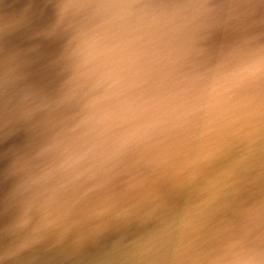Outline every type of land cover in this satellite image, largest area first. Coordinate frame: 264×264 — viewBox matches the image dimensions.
<instances>
[{"label":"bare ground","instance_id":"1","mask_svg":"<svg viewBox=\"0 0 264 264\" xmlns=\"http://www.w3.org/2000/svg\"><path fill=\"white\" fill-rule=\"evenodd\" d=\"M185 1L150 0L156 6V11L161 13L158 18L148 19L150 26L145 28L138 24L140 20L131 18V13L138 11L136 8L131 9L135 5L121 6L119 0H0V136L12 127L18 128L20 132L29 131L36 144L30 151L38 154L40 166H47L49 177L44 180L41 193L34 196L30 194L25 200L24 197L17 200L21 202H14L18 198L14 191L3 187L4 190L0 192V221L8 223L4 225V231H0V236L15 232L11 228L14 227L13 223L19 212L11 209V206L23 202L24 205L33 204L25 208L37 207L33 213L20 212L21 224L16 227L25 235L46 227L66 229L62 235L44 241L45 245L54 247L50 252L44 253L43 248L42 252L39 249L38 252L35 251L40 247V244L33 243L41 239L37 235L22 247V259L4 264H73L74 256L81 250H84L86 258L103 257L107 262L113 259L115 245L123 246L128 240L127 236L136 231L137 226L152 227L159 210L158 202L157 205L143 208L139 216H136L137 212L130 213V220H112L117 214L123 213L120 209L129 205L131 207L127 201L131 197L130 190L124 195L122 189L142 184L143 177L139 168L134 165L135 161L145 156L144 159L149 162L151 152L161 153L169 147L173 148L169 154H173L174 143L183 137L179 135L181 131L189 139L192 132L203 129L204 143L209 147L214 144L218 149L233 148V154L220 160L216 166L217 169L224 170L228 180H231L234 168L244 165L240 159L255 157V162L263 170H259L261 173L251 170L246 178L252 176L249 179L250 187L260 185L259 188H264V72L252 75L248 71L254 61H264V42L259 41L263 36L250 37L256 41L249 42V45L229 47L224 51L212 50L200 58L196 48L186 51L197 58L188 57L184 51L175 53L169 47H162L169 42L165 29L170 23L175 24L177 15L174 13L177 10L182 11L184 8V11H189V4L193 0L186 3L187 7H183ZM228 1L235 4L231 7L236 13L249 8V17H245L249 19V28L264 34V26L260 25L264 24V6L254 7L252 0ZM164 8L167 10L162 11ZM195 14L183 15V20H199V14ZM208 24L221 26L220 20ZM34 25L38 28L34 37L26 42H14L17 36L28 33ZM190 27L201 33L200 22H197V27ZM129 28H135L145 37L147 58L142 90L146 94L158 95L168 102L182 104L180 101L188 96L196 97L212 84L226 85V89L212 101L214 106L203 110L200 123L193 127L185 124L186 128L177 127V130L162 131L159 126L115 132L119 124L103 135L90 130L91 125L85 123L90 115L88 105L99 92L93 90L92 71L95 64L85 63L83 48L86 44L93 45L92 50L103 61L112 42ZM228 31L231 34L238 33L234 24L228 27ZM175 38L184 39L180 32ZM253 99L261 107L255 112L247 110L249 117L244 124L236 122L234 119L237 109L244 106L249 108ZM252 119L255 124L249 129ZM188 139L179 141L180 146H186L184 143ZM183 147L175 152L183 151ZM9 154L10 159L7 154L0 156L6 158L0 161V183L30 179L33 170H20L19 163L12 160L18 156L17 152L10 151ZM104 157L106 158L102 159ZM167 159L170 162L179 161L176 157L165 160ZM114 160L124 169L119 168L121 171H117L118 175L112 176L106 183L99 182L100 175L85 177L81 173L92 167H105L107 162ZM163 163L166 164V161ZM105 171L107 176L113 174L111 170ZM146 171H150V168ZM172 179L176 180L174 177ZM228 184L231 186L233 183L229 181ZM238 185L239 183L235 187L238 188ZM69 190H77V194L73 197L66 196ZM114 192L117 194L113 195ZM256 192L261 193L262 190L258 189L252 195ZM258 195L257 198L261 194ZM233 197L236 199V207L244 206L250 200L249 197ZM114 202L119 204L117 209ZM167 204L171 211L160 219L164 224L176 221L181 215L188 217L189 224H199L205 216L198 213L201 206L191 202V199L182 201L173 198ZM205 210L207 211V207ZM12 212L14 216L11 215ZM93 215L98 219H93ZM205 217L210 222L214 235L222 242L220 245L210 242L209 245L214 247L208 250L213 256L243 254L264 236V217L262 220L245 217L239 221L222 218V212L219 217ZM100 220L102 221L98 222ZM245 221L251 231L256 230L255 237L253 236L252 242L246 241L233 247L236 236L231 235H236L239 230L233 231ZM190 238L193 243L200 242L199 236ZM201 239L204 241V238ZM4 245H9V239L0 246Z\"/></svg>","mask_w":264,"mask_h":264},{"label":"water","instance_id":"2","mask_svg":"<svg viewBox=\"0 0 264 264\" xmlns=\"http://www.w3.org/2000/svg\"><path fill=\"white\" fill-rule=\"evenodd\" d=\"M188 1L190 0L184 2L183 7ZM119 2L121 6H127L130 4L135 5L132 6L131 9L136 8L138 11L131 13L133 14L131 18L137 21L140 20V23L138 24L145 28L147 25L150 26L148 19L158 18L161 13V11H156V6L151 4L150 0H119ZM247 2L249 4V1ZM193 3H195V7L191 5ZM177 5L179 6V4ZM231 5L235 6L234 3L229 2L228 0L191 1L189 4V11H184V8H182V11L177 10V12L174 13L177 15L175 24L170 23L165 29V35L169 38V42L164 43V46L162 47H169L170 50L179 54L184 51L187 56L191 58L197 57L191 55L186 50L196 48L199 52L198 57L200 58V56L205 57L207 52L212 50L220 49L219 51H224L225 48L229 47L233 48L240 47V45H249V42L256 41L255 39L250 38L253 36H263L262 40H258L264 42V34L254 32L249 28V19L245 18L246 16L249 17V8L245 9L247 11L236 13ZM252 5H254V7L259 5L264 6V1L252 0ZM166 8L162 11L167 10ZM170 10H172V7ZM196 12L199 14V20H183V15L192 16V13L195 14ZM214 20H220L221 26L218 27L213 24H208ZM197 22H200L202 25L201 33L198 32L196 28L192 29L190 27H197ZM232 24L236 26L238 33L233 32V34H231L228 31V27ZM260 25L264 26L262 23ZM187 28H189V30H186ZM178 32L182 34L184 39L175 38V35ZM193 98L194 97L188 96L185 100L180 101L182 104L168 102L159 110L146 112L136 120L129 121L125 124H118L119 126L115 132L137 131L142 127H146L147 129L160 126L162 131L167 129L177 130V127L184 128V126L186 128V125L189 124L193 127V125H196L201 121L200 117L203 115V110L214 106L212 102L206 106H193L190 103ZM253 103H256L255 99L252 100V104ZM183 132L184 131H181L179 133V135H181L180 137H183L174 143L175 150L183 147L180 146L181 143L179 141L188 139V136L186 134L184 135ZM202 133L203 129H198L196 133L192 132V138H197L199 145L190 148L184 146L183 151H180L179 153L174 150V153H177V155H174V153L169 154L173 150V148L169 147L166 151H161V153L151 152L148 156L149 162H146L147 159H144L145 156L142 159H137L134 165L136 168H139L143 177L142 184L135 188L122 189L124 195H127V190H130L129 194L131 197L127 201L130 202L131 207L129 205L125 206L123 210L120 209V211L124 213H121L123 216L117 214L112 220L115 222H118L120 218L124 221L130 220V213L137 212L136 216H139L141 215L143 208H148L158 202L162 203L161 201L167 200V202H169L173 198L175 200L182 199V201L191 199V202L195 204L197 203L201 206V209H198V213H202V216L211 215V217H219L220 212H222V218L224 219L242 221L245 217H247L246 219H254V217H257L258 219L263 218L264 188H259L260 185L250 187L246 178V174L251 173V170L257 172L263 170V168L256 163L257 161L255 162V157L240 159V161H243L242 163L244 165H239V167H241L240 170L239 167L234 168L233 173L235 182L237 183L239 181L240 184L238 185V188L233 186L230 188L228 185V179L225 178L224 170H219L216 166H218L217 164L220 160L227 159L229 154H233L231 153L233 148L218 149L214 144L209 147L207 143H204V140L202 141ZM262 137L264 138V135H262ZM262 144H264V142ZM17 147V145L7 144V148L10 151L15 150ZM205 153H208V156L204 158L203 156ZM7 156L5 157L10 159L9 153H7ZM171 157H176L179 161L170 162L168 159L165 160L166 158ZM4 159L6 158L0 157V161ZM165 161L166 164L163 163ZM148 167L150 168V171H146ZM119 168L121 169L118 162L114 160L107 162L105 167L96 166L95 168L92 167L91 169H88L89 171L87 172L85 171L81 173L85 174V177L100 175L99 182L103 184L112 176L118 175L116 174L117 171L124 169L119 170ZM105 169L113 171V174L107 176L105 174ZM80 176H82V174H80ZM171 177H174L176 180H173ZM169 178H171V180ZM258 189H261L262 192H256L255 195H252L253 192ZM235 192H239L238 194H241L244 199L245 197H249L250 200L248 203L244 206L236 207V199L233 197V193ZM258 194H261L259 198H257L259 196ZM143 202L145 203L142 205ZM114 206L117 209L119 204L114 202ZM206 207L207 211L205 210ZM36 210L37 207L24 208L22 209V212L33 213ZM214 210L216 212H213ZM182 216L183 215L172 223H161L159 217L155 218L156 220L152 223V227L146 228L143 226H137L136 231H133L127 236L128 240L124 242L123 246L122 244L116 243L117 245H115L113 259L108 262L105 260L106 258L103 257L102 259L92 258L91 256L90 258H86L84 257V250H81L74 256L73 264H264V236L260 238L252 248L241 255L213 256L211 251L208 250L211 247H214L211 246L212 244L209 245L210 242H214L218 245L222 244V242L214 235L207 218L204 216V221L200 220L201 222H199V224H189L188 217L185 215ZM20 218L19 213V216L13 223L14 227L21 224V222H19ZM94 218L98 219L97 216L93 215V219ZM103 219L106 220L107 218ZM101 221L102 220L98 222ZM246 221L242 223L240 228H236L233 231L235 232L239 230L236 235H231L234 237L236 236L234 239L235 241L232 244L233 247L243 244L246 241L252 242V239L255 237L254 232L256 230L251 231V228L249 229V224ZM6 223H8V221H0V231H4V225ZM192 236H199L200 242L193 243L190 238ZM11 237L12 236L10 235V238ZM201 237L204 238V241ZM229 247L231 246L229 245ZM0 264H4V262L0 260Z\"/></svg>","mask_w":264,"mask_h":264},{"label":"clouds","instance_id":"3","mask_svg":"<svg viewBox=\"0 0 264 264\" xmlns=\"http://www.w3.org/2000/svg\"><path fill=\"white\" fill-rule=\"evenodd\" d=\"M92 48L91 44L83 48L85 63L95 64L92 71L93 90L99 92L88 105L90 115L85 123L91 125V131L103 135L118 124L136 120L168 103L165 98L146 94L142 90L147 49L145 37L135 28L122 32L112 42L103 61ZM248 71L252 75L264 72V61H254ZM225 89V84H212L190 103L206 106Z\"/></svg>","mask_w":264,"mask_h":264},{"label":"rangeland","instance_id":"4","mask_svg":"<svg viewBox=\"0 0 264 264\" xmlns=\"http://www.w3.org/2000/svg\"><path fill=\"white\" fill-rule=\"evenodd\" d=\"M30 29L31 30L28 33L21 34V35L17 36L14 39V42L16 40H23L26 42V40H28L29 38H32V36L34 37V33L37 31L38 28L36 27V25H34V26H31ZM7 38L10 39L9 37H7ZM5 54L6 53H3V55H5ZM260 107H261V105L259 106V104L253 103L252 106H250L249 108L246 106L239 108L235 112V119L234 120L236 122H243V124H244V122H246L247 118L249 117L248 114H246V111L249 110V111L255 112ZM249 121H250V119H249ZM254 124H255L254 120L252 122H249V129L254 127ZM204 138L205 137L202 138V141L204 140ZM7 144H12V145L18 146L15 150H13L11 152H13V153L17 152L16 155H18V156L16 157V159L13 157L12 160L14 161V159H15L17 161V163H19V165H18L19 169L24 170V169L29 168L30 170H33V173H31L30 179L29 178L27 180L16 179L17 181L11 180L8 183H6V182L0 183V192L4 190L3 187L7 188L8 190H11L12 192L14 191L13 193H15L16 196L18 197V198L14 199V200H16L14 202H21V201H17V200L21 199L23 197L25 200V198L28 195L31 194L34 196V195L39 194L43 191L44 180H47L49 178L48 172H47V166L46 165L40 166V164L38 162V160H39L38 154H36L35 151H33V152L30 151L31 148L33 146H35L36 144H35V141L33 140L32 135L29 131L26 130V131L20 132V131H18V128L12 127L8 132L6 131L4 134H2L0 136V153H1L0 156L2 154H7L10 152V150L7 148ZM184 145H186L185 147H187V148L194 147V146L199 145V141L197 138L193 139L191 137L184 143ZM207 156H208V154L205 157H207ZM105 158L106 157H104L102 159H105ZM260 171H259V173H261ZM251 177L252 176H249V179ZM230 179L231 180H228V182L230 181L231 183H233L230 186V188L232 186L235 187V185L237 183L240 184L239 181L237 183L235 182L234 175H232V177ZM249 179H247L248 185H249ZM232 180H233V182H232ZM25 185H27V186H25ZM26 189L28 191H26ZM238 193L239 192H235L233 194H234V196H241V194H238ZM75 194H77V190H69L66 193V196L73 197ZM116 194L117 193L114 192L113 195H116ZM161 202L162 203H158L157 207H159V210L156 212V216H155L157 218L160 217V219H162L167 213H169L171 211V209L168 207V204L166 201H161ZM30 204H32V203H29V204L26 203L25 205H24V202L20 203V204L14 203L11 206V209L13 208V210H17L20 213L21 210L24 209L25 207H29V206L33 205V204L30 205ZM17 211H14V213ZM14 213L12 212L11 215L14 216ZM11 229L14 230L15 232H17L19 234V236H16L17 233H15V232H13V233L7 232L6 235L0 236V245L2 243L4 244L5 241L7 239H9V245H7V246L4 245L2 247L0 246V260H2L4 263L10 262V261H16L17 259L18 260L22 259L24 257L22 247L24 246V244L27 241L29 242V240H33L34 239L33 237H37V235H40L41 239H39V242H37L36 240L33 242L36 244H40V247H37L35 251L38 252L39 250H41V252H42V248H43L44 253L50 252L54 247L50 246V244L45 245L46 242L44 243V241L54 239L57 236L62 235L63 232L66 230L65 227H62V228L57 227V228H50V229H48L46 227L40 231L39 230L33 231L32 233H29V235H27V234L25 235V233L22 231H19L17 227H12ZM9 234L12 236L11 238H10ZM37 249H39V250H37ZM6 251H7V253H6ZM37 258H39V257H37Z\"/></svg>","mask_w":264,"mask_h":264}]
</instances>
